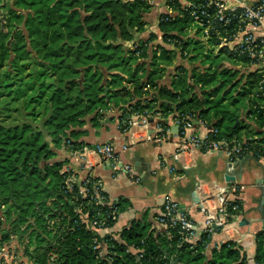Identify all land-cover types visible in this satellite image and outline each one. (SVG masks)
<instances>
[{"label": "trees", "instance_id": "obj_1", "mask_svg": "<svg viewBox=\"0 0 264 264\" xmlns=\"http://www.w3.org/2000/svg\"><path fill=\"white\" fill-rule=\"evenodd\" d=\"M166 17L158 34L146 32L154 22L147 0L6 5L0 15V246L17 235L35 264H248L234 241L209 246L207 231L192 247L173 231L153 233L137 221L115 231L117 237L105 233L89 223L96 204L77 195L79 182L66 188L73 156L60 148L80 149L81 127H99L108 111L120 130L134 113H190L216 127L217 137L264 151L263 121L248 109L252 75L190 39L185 15ZM116 202L120 211L126 208ZM232 203L238 209L231 213H241L240 201ZM93 237L103 253L92 247ZM254 263L264 264V228L255 236Z\"/></svg>", "mask_w": 264, "mask_h": 264}, {"label": "built area", "instance_id": "obj_2", "mask_svg": "<svg viewBox=\"0 0 264 264\" xmlns=\"http://www.w3.org/2000/svg\"><path fill=\"white\" fill-rule=\"evenodd\" d=\"M147 1L151 4V8L160 3L164 6V9L158 12L154 22L146 26L147 32H151L147 28L152 25L154 27L152 31L159 34L158 22L167 20L166 15L171 18L185 15L191 21L186 28L187 36L190 39L198 40L205 49L212 50L215 54L230 56L231 60L238 61L241 65L235 66L230 63L228 67L239 69L240 73L245 74V77L249 74L252 75L251 80H253L254 86L250 92L248 109L251 110L250 117L254 120L261 119L263 121L264 129V0ZM173 3H178L179 9L175 10L171 5ZM212 40L215 41L214 44H211ZM157 41L161 42L160 36H158ZM128 46L133 49L136 47V43L129 41ZM224 60H222L223 63ZM156 112L160 114L159 111ZM150 115L151 113L148 112L132 114L125 130L131 129L135 125H141L146 129ZM172 117L174 124L179 125L178 131L175 132L177 134V148L172 153L173 161H180L181 155L187 150L201 149L204 152L219 151L230 162L239 160L243 156H250L264 164V151L255 149L250 144L240 140L232 139L229 141L226 138L217 137L218 129L207 125L205 120L194 118L190 113L179 115L173 113ZM197 125H200V130L196 129ZM164 133L165 128H160L155 138L157 140L162 139ZM131 142L133 141L131 140ZM126 149L127 143H123L120 149H116L111 142H104L96 144L94 147L83 145L80 149L71 150L72 156L83 167L89 169V172L78 183L77 195L88 197L89 204H96V213L89 223L98 230L106 229L108 227L107 222L112 221L115 224L122 211L119 210L116 201L107 199L102 180L92 175L90 167L95 163L107 162L113 177L128 174L133 176L135 182H138L139 178L136 173L134 174L132 165L123 162L119 155V151ZM165 161L168 163L169 171L173 172L176 164L168 162L166 158ZM180 162L186 167L187 164L184 160ZM68 168L66 167L65 170L69 171ZM75 182L76 179L73 174H69L66 179V188L71 190ZM202 187L203 183L198 182L195 185V190H202ZM225 192L226 188L221 187L215 194L206 191L202 197L198 195L199 202L196 205L205 215L203 230L197 229L193 219L188 214V210L170 196L163 198L156 221L163 231L177 233L180 241L186 242L192 247L201 241L203 232H213L212 224H215L216 227H223L235 216L231 211L237 210L238 205L232 201L237 200V198H231ZM100 245V241L93 237L92 247L103 253ZM142 251L140 250L138 257L142 256Z\"/></svg>", "mask_w": 264, "mask_h": 264}, {"label": "crops", "instance_id": "obj_3", "mask_svg": "<svg viewBox=\"0 0 264 264\" xmlns=\"http://www.w3.org/2000/svg\"><path fill=\"white\" fill-rule=\"evenodd\" d=\"M162 9V3L151 8L154 20ZM172 115V112L166 116L161 112L151 113L146 129L135 125L124 131L119 129L116 115L108 111L99 127H94L89 122H85L81 127L86 130V134L79 136V140L85 145L94 147L96 144L111 142L116 149H120L123 143H127V149L119 151V155L123 162L132 165L134 174L139 178V181L135 182L133 176L128 174L113 177L107 162L95 163L90 167L92 175L102 180L107 199L126 203L118 221L102 231L117 237L115 231H120L132 221H137L153 233L162 231L156 216L166 196L179 201L188 210L197 229L203 230L205 215L193 202L191 192L196 191L197 195L202 197L206 191L215 194L221 187H225V193L229 197L240 201L242 210L223 227L213 230L209 246H218L226 240L234 241L245 253L248 264H255V236L264 228L263 213L257 209L261 206L259 199L260 188L264 186V164L247 156L242 163L234 165V161L228 162L219 151L204 152L201 149L187 150L181 155L180 161L184 160L186 167L180 161H173L172 153L177 148V134L170 129L174 124ZM242 120L245 124L252 123L245 116ZM160 128H165V133L162 139L157 140L155 137ZM196 129L200 130V125H197ZM60 152L72 156L68 149L60 148ZM165 158L168 162L176 164L173 172L169 171ZM71 159L74 164L71 167L73 176L80 183L89 169L83 167L74 157ZM198 182L203 183L202 190H195ZM243 218L245 223L240 224ZM3 251L0 247V264Z\"/></svg>", "mask_w": 264, "mask_h": 264}, {"label": "rangeland", "instance_id": "obj_4", "mask_svg": "<svg viewBox=\"0 0 264 264\" xmlns=\"http://www.w3.org/2000/svg\"><path fill=\"white\" fill-rule=\"evenodd\" d=\"M9 3H11V1L8 2L7 0H0V15L3 13L4 8H6V5ZM147 29L152 31V29H154V27L151 25ZM225 60H227V61H225ZM225 60H224V65H226V66H228L230 63L235 65V66L241 65L240 62L235 61V60H231V59H225ZM218 80L216 81L215 84L218 83ZM211 87H212V85L205 87V89H210ZM225 88L226 87H224L222 90L218 91L215 94V96L221 97L223 90ZM227 100L228 99H226V101ZM243 132H245L244 128L242 129V133ZM0 247L3 248V250H4L1 253V263L2 264H35L31 260H29V257L26 254L27 252H25L26 250L24 249V246L21 243V241L19 240L17 235L11 236V238L7 242H4V244L2 243V245ZM29 249L30 250L33 249V246H30Z\"/></svg>", "mask_w": 264, "mask_h": 264}, {"label": "water", "instance_id": "obj_5", "mask_svg": "<svg viewBox=\"0 0 264 264\" xmlns=\"http://www.w3.org/2000/svg\"><path fill=\"white\" fill-rule=\"evenodd\" d=\"M238 123V120H236L235 122H234V124H233V126H235L236 124ZM41 123H39V125H40ZM171 132H177L178 131V128H179V125L178 124H173V125H171ZM40 130H42L43 131V136H44V140H48L49 141V136L47 135V132H46V130L45 129H43V128H40ZM50 144H51V142H50ZM95 146V145H94ZM62 149H64V146L62 147ZM246 157L247 156H244V157H242L240 160H235L234 161V165H236L237 163H242L245 159H246ZM228 162H230L229 160H227ZM261 195H260V199H259V203H260V207H257V209L260 211V212H262L263 213V217H264V208H263V204H264V186H261ZM191 197H192V200H193V202L194 203H198L199 202V197H198V195H197V193H196V191H192L191 192ZM73 206L75 207L76 205L75 204H73ZM243 223H245V219L243 218V219H241V221H240V224H243ZM212 229L213 230H215L216 229V226H215V224H212ZM174 262V260H172L171 261V263H173ZM138 264H141V263H138Z\"/></svg>", "mask_w": 264, "mask_h": 264}]
</instances>
